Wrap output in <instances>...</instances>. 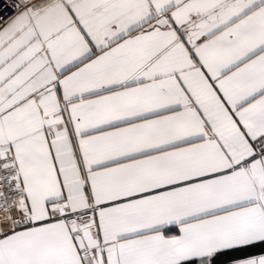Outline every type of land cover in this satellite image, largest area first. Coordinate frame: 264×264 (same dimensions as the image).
Masks as SVG:
<instances>
[{
	"label": "snow or ice",
	"instance_id": "snow-or-ice-1",
	"mask_svg": "<svg viewBox=\"0 0 264 264\" xmlns=\"http://www.w3.org/2000/svg\"><path fill=\"white\" fill-rule=\"evenodd\" d=\"M0 264H264V0H0Z\"/></svg>",
	"mask_w": 264,
	"mask_h": 264
}]
</instances>
